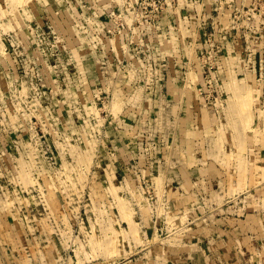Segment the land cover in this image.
<instances>
[{"label": "rangeland", "instance_id": "374dc122", "mask_svg": "<svg viewBox=\"0 0 264 264\" xmlns=\"http://www.w3.org/2000/svg\"><path fill=\"white\" fill-rule=\"evenodd\" d=\"M0 264H264V0H0Z\"/></svg>", "mask_w": 264, "mask_h": 264}]
</instances>
